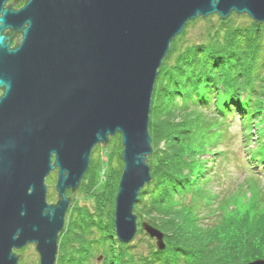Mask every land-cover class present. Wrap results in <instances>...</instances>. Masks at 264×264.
<instances>
[{"label":"water","instance_id":"95a60500","mask_svg":"<svg viewBox=\"0 0 264 264\" xmlns=\"http://www.w3.org/2000/svg\"><path fill=\"white\" fill-rule=\"evenodd\" d=\"M8 1L0 0V264H18L15 250L29 244L38 264L55 263L66 192L80 187L92 149L117 133L123 168L114 226L129 243L135 202L151 178V96L171 40L213 13L264 22V0H25L18 9L20 0ZM54 169L57 199L48 203L45 179ZM141 228L165 248L159 229Z\"/></svg>","mask_w":264,"mask_h":264},{"label":"trees","instance_id":"16d2710c","mask_svg":"<svg viewBox=\"0 0 264 264\" xmlns=\"http://www.w3.org/2000/svg\"><path fill=\"white\" fill-rule=\"evenodd\" d=\"M235 15L231 12L217 24L207 21L204 42L188 40L183 29L171 40L157 71L148 124L151 178L140 190L133 212L163 233L165 248L159 250L155 244L148 255L131 253L130 244L116 237L115 194L123 168L117 133V166L110 161L111 171L103 166L96 179L89 172L90 158L78 189L83 199L69 205L56 264H85L96 252L103 254V264H235L264 259L260 191L256 201H248L255 213L242 214L235 202L238 193L228 191L224 203L223 190L214 192L209 186L210 169L222 153L216 146L235 117L243 123V140L251 142L257 129L256 144L264 145V22L241 16L246 23H235ZM248 157L244 169L251 172L252 160L262 161L264 156L260 151ZM204 200L211 201L207 210ZM138 233L155 242L141 225ZM107 240L108 246H103Z\"/></svg>","mask_w":264,"mask_h":264},{"label":"rangeland","instance_id":"374dc122","mask_svg":"<svg viewBox=\"0 0 264 264\" xmlns=\"http://www.w3.org/2000/svg\"><path fill=\"white\" fill-rule=\"evenodd\" d=\"M8 2L11 3L12 0ZM232 13L236 14L235 12H232ZM209 16H214V17L207 19ZM241 16H247L248 18H250L246 14L235 15L234 16L235 23H239V22H242V24L246 23L247 21L246 18L241 17ZM219 18L221 17L218 14L213 13L206 17L198 16L195 18L196 19L195 22H191V23L187 22L183 28V29H186V37H188V40L190 41H195L199 43L204 42L205 31L203 30H205V28L208 27L207 25L208 23L206 22L210 20L213 23L217 24L219 22L218 20ZM242 129H243V123H241L238 117H235L233 122L229 124L228 130L224 128V132H223L224 134L221 137V141L216 146L217 150L219 152L221 151L222 153L216 156V163L215 165L213 164L210 169L211 173L209 176H211L212 179L209 180L210 181L209 186H211L214 192H217V191L221 192V190H223L221 197L224 203L226 201L223 195L228 193V191L229 192L234 191L238 193V196L236 197L235 202L240 212L242 214H246V212L248 211V213L250 214V211H252L251 214H253L255 212L253 211V209L249 208L248 201L249 200L256 201V196L259 191L261 194L260 202H262V198H264V196L262 195V192H264V157L262 161L252 160L254 164L253 165L254 170L251 172H246V170L244 169L245 168L244 166L249 161L248 156L253 157L259 154L260 151L264 156V145L257 146L256 144L257 139H258L256 137L257 129L256 131H253L252 133L254 139L251 142H248L247 140H243L244 136L242 133ZM211 150L213 151L215 150V148ZM119 152H120V141L118 140L116 134L115 136L113 135L109 137V141L105 146H101V145L95 146L92 149V152L90 154V158L92 159V162H93V165L90 167V170H89L90 174L92 175L94 173L96 179H100V176H102V171L104 170L103 166H105L106 172L107 170L110 172L111 170H110L109 162L111 161L110 162L111 165L115 164L114 166H117V156L119 155ZM204 156L206 158H211L209 154H205ZM112 161L114 164H112ZM89 164H90V161H89ZM56 176H57V171L53 170L49 173V175L45 179V183L47 185L46 199L48 203L55 202L57 199V193L55 190ZM207 176L208 174L206 173L205 178ZM78 189L72 194H69V190L66 192L67 195H71L70 204L71 202L76 203L78 200L80 202L82 201L83 198L81 197V195L84 192ZM85 202L90 204L89 201H85ZM210 202L207 200H204L203 202L204 210H207L209 208L207 204H209ZM223 205L224 204L222 203L216 204V206L218 207H222ZM258 206L261 208L262 206H264V203H259ZM68 212H69V207L65 214L64 227L60 231L59 236H58V242H57L58 249H57L56 260L54 264L57 263V258L59 255V244L61 240H63V238H61L63 237L62 231L66 228ZM136 223H137V228H138V226L141 225L142 221L137 218ZM101 243L103 246H106V247L109 244L108 240L105 241V243L103 241ZM128 244H130L131 253L137 252L139 254H144V255H148L150 250H152L151 248L153 249L155 248L154 240L153 241L149 240V238L144 233L137 234V231L133 239ZM17 251H18V254H20L19 260L22 264H38L39 263V255L33 245H26L25 247ZM99 255L103 256L102 253L96 252L94 256L92 257L89 256V259L87 261H84V263L85 264H103V261H104L103 257L100 260H98ZM65 264H69V263H65Z\"/></svg>","mask_w":264,"mask_h":264},{"label":"flooded vegetation","instance_id":"af4514ba","mask_svg":"<svg viewBox=\"0 0 264 264\" xmlns=\"http://www.w3.org/2000/svg\"><path fill=\"white\" fill-rule=\"evenodd\" d=\"M9 1H11V0H9ZM12 3V2H11ZM24 3H25V0H20V1H18L16 4H14L13 5V8L14 9H18V8H20L21 6H23L24 5ZM8 4H10L9 2H8ZM5 32H9V30H6ZM20 39V36H16V38L12 41V44H11V47H13V46H15V44H16V42H17V40H19ZM0 95H1V92H0ZM55 171H57L56 169H54ZM29 245H33V244H29ZM34 246V245H33ZM25 247V246H24ZM35 248V247H34ZM15 252L18 254V251L17 250H15ZM19 255V254H18ZM18 264H22L21 262H20V260H18Z\"/></svg>","mask_w":264,"mask_h":264}]
</instances>
